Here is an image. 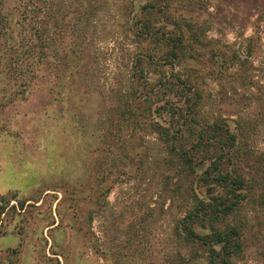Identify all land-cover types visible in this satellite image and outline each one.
Returning a JSON list of instances; mask_svg holds the SVG:
<instances>
[{"label": "rangeland", "instance_id": "374dc122", "mask_svg": "<svg viewBox=\"0 0 264 264\" xmlns=\"http://www.w3.org/2000/svg\"><path fill=\"white\" fill-rule=\"evenodd\" d=\"M86 6L79 33L65 32L60 77L49 66L27 91H0V264H209L179 226L193 174L117 108L142 49L156 58L148 77L171 83L157 105L200 95L201 125L236 135L244 185L225 223L240 250L228 264H264V0ZM144 23L154 34L141 37ZM166 38L181 40L174 58Z\"/></svg>", "mask_w": 264, "mask_h": 264}, {"label": "trees", "instance_id": "16d2710c", "mask_svg": "<svg viewBox=\"0 0 264 264\" xmlns=\"http://www.w3.org/2000/svg\"><path fill=\"white\" fill-rule=\"evenodd\" d=\"M80 6L81 0H0V91L10 83L18 91H27L39 71L49 66L60 77L67 56L61 50L65 32L78 34L80 20L91 11L89 6L80 11ZM68 15L73 21L67 26ZM143 26L141 37L154 34L149 25ZM180 42V38H166L164 46L170 47L164 54L177 56ZM132 60L128 87L116 96L117 108H123L120 114L126 122L140 121L158 134L166 153L184 168L180 174L185 167L193 174L197 186L188 194L189 208L179 222L182 238L205 247L209 264H228L240 250L238 227L225 223L236 210L244 185L235 154L237 137L216 132L221 129L217 122L201 125L196 106L200 95L186 97L184 106H175L169 99L164 104L168 107L157 105L170 81L148 77L156 58L147 49Z\"/></svg>", "mask_w": 264, "mask_h": 264}]
</instances>
